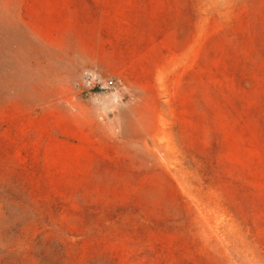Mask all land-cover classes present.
Returning a JSON list of instances; mask_svg holds the SVG:
<instances>
[{"label":"rangeland","instance_id":"1","mask_svg":"<svg viewBox=\"0 0 264 264\" xmlns=\"http://www.w3.org/2000/svg\"><path fill=\"white\" fill-rule=\"evenodd\" d=\"M0 264H264V0H0Z\"/></svg>","mask_w":264,"mask_h":264},{"label":"built area","instance_id":"2","mask_svg":"<svg viewBox=\"0 0 264 264\" xmlns=\"http://www.w3.org/2000/svg\"><path fill=\"white\" fill-rule=\"evenodd\" d=\"M86 81L87 83L89 84H98L100 83L101 84V80H98L96 77H94V75L92 74H88L86 76ZM114 85V80L113 79H110V80H104V82L102 83V86H105V87H110V86H113Z\"/></svg>","mask_w":264,"mask_h":264}]
</instances>
